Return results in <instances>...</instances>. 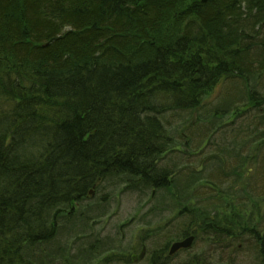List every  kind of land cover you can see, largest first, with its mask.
Masks as SVG:
<instances>
[{
	"label": "trees",
	"instance_id": "1",
	"mask_svg": "<svg viewBox=\"0 0 264 264\" xmlns=\"http://www.w3.org/2000/svg\"><path fill=\"white\" fill-rule=\"evenodd\" d=\"M258 89L264 0H0V264H35L25 253L53 237L52 217L79 208L98 181L128 177L142 192L171 186L175 173L158 159L173 127L193 152L223 129L235 138L213 148L225 169L198 180L208 191L199 197L210 198L197 205L223 216L199 209L204 219L194 222L181 209L174 240L246 241L264 264ZM188 182L178 181L197 195ZM168 245L144 264H169L158 257Z\"/></svg>",
	"mask_w": 264,
	"mask_h": 264
},
{
	"label": "rangeland",
	"instance_id": "2",
	"mask_svg": "<svg viewBox=\"0 0 264 264\" xmlns=\"http://www.w3.org/2000/svg\"><path fill=\"white\" fill-rule=\"evenodd\" d=\"M258 92L260 95L264 93L261 89ZM199 120L195 118L197 123ZM228 121L229 116L226 115L221 120L222 123ZM183 135L181 128L174 130L173 127L171 134L166 135L171 145L168 155L158 159L159 166L175 173L169 181L171 186L142 192L136 186L138 183L131 185L132 180L128 177L98 181L79 208L70 211L62 207L60 216L55 219L52 217L56 224L55 234L50 240L35 246L28 257L25 253V258L35 264L40 261L44 264H144L145 257L150 258L154 250L169 244V251L173 243L192 235L174 240V236L182 232L181 225L184 224V220L177 218V211L186 210L190 217L188 219L194 222L204 219L200 210L211 219L219 220L223 216L220 209L216 213L200 209L197 205V200L210 198L199 197L208 191L198 180L205 178L212 170L225 169V163L218 162L213 148L215 144L227 142L224 140L233 141L234 133L223 129L213 137L216 140L214 145L204 143L199 151L194 152L183 146L187 140ZM204 159L207 160L205 167H198ZM188 162L191 166L186 169ZM196 167L203 170L199 176L196 173L193 175ZM181 168L183 172L177 179L176 172ZM181 180L197 182L194 186L198 196L190 186L189 190H186L188 187L182 190L178 183ZM230 193L236 203L238 196L243 195V189L238 185ZM84 206L87 207L85 212L82 210ZM167 240L172 241L168 243ZM224 241L215 242L206 236L203 239L199 236L190 248L169 258V264H186L192 258H200L208 264H256V255L252 254L248 242Z\"/></svg>",
	"mask_w": 264,
	"mask_h": 264
},
{
	"label": "water",
	"instance_id": "3",
	"mask_svg": "<svg viewBox=\"0 0 264 264\" xmlns=\"http://www.w3.org/2000/svg\"><path fill=\"white\" fill-rule=\"evenodd\" d=\"M193 240H194V238L190 236L187 239L173 243L171 248H170V250H171L170 252L173 253L177 250H186V249L190 248Z\"/></svg>",
	"mask_w": 264,
	"mask_h": 264
},
{
	"label": "bare ground",
	"instance_id": "4",
	"mask_svg": "<svg viewBox=\"0 0 264 264\" xmlns=\"http://www.w3.org/2000/svg\"><path fill=\"white\" fill-rule=\"evenodd\" d=\"M171 250H169V251H164V252H162L160 255H161V257H162V260H165V259H169V258H173V257H175L176 255H178V254H180L182 251L181 250H177V251H175V252H173V253H171L170 252ZM158 255H159V253H158Z\"/></svg>",
	"mask_w": 264,
	"mask_h": 264
},
{
	"label": "flooded vegetation",
	"instance_id": "5",
	"mask_svg": "<svg viewBox=\"0 0 264 264\" xmlns=\"http://www.w3.org/2000/svg\"><path fill=\"white\" fill-rule=\"evenodd\" d=\"M160 254H161V252L159 253V256H161Z\"/></svg>",
	"mask_w": 264,
	"mask_h": 264
}]
</instances>
